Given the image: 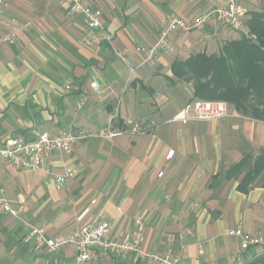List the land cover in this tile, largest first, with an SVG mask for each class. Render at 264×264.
Returning <instances> with one entry per match:
<instances>
[{"label": "crops", "instance_id": "1", "mask_svg": "<svg viewBox=\"0 0 264 264\" xmlns=\"http://www.w3.org/2000/svg\"><path fill=\"white\" fill-rule=\"evenodd\" d=\"M82 1L102 13L92 45L82 42L88 24L70 14L71 2L10 0L4 7L0 142L60 130L96 131L108 123L126 130L127 120L150 132L79 139L69 154H45L37 170H16L0 156V189L13 209L23 200L18 217L0 212V264H74L72 245L47 254L27 233L33 226L49 238L72 234L85 209L86 221L110 224V239L131 233L134 220L142 219L141 249L172 252L178 264H264V171L244 186L246 169L240 167L264 149V120L229 107V115L214 122L171 121L196 100L193 83L174 75V65L196 54L218 55L241 35L211 18L189 33H173V52L144 62L136 51L154 43L170 16L190 21L224 0ZM240 2L246 23L250 13L264 10V0ZM13 30L18 40L4 42ZM67 82L70 91L64 89ZM170 150L174 154L166 160ZM66 167L75 175L59 189L54 176ZM236 227L262 242L241 250L240 240L228 235ZM92 264L152 263L131 252L115 261L100 256Z\"/></svg>", "mask_w": 264, "mask_h": 264}, {"label": "built area", "instance_id": "2", "mask_svg": "<svg viewBox=\"0 0 264 264\" xmlns=\"http://www.w3.org/2000/svg\"><path fill=\"white\" fill-rule=\"evenodd\" d=\"M10 0H0V15ZM71 2L70 14L82 16L88 24L82 42L85 45L94 44L99 37L96 30L101 28V10L92 8L82 0H66ZM246 9L240 0H224L222 7H217L213 12L205 16L195 17L186 21L178 16H170L163 28L158 32L152 45L141 44L136 51L144 55V62L152 61L161 52H173L171 35L176 32L189 33L194 29L201 28L211 18L221 25L228 27L240 35L251 37L245 26ZM4 42H15L18 36L13 30L2 39ZM124 58L123 54H118ZM94 92L99 91L95 81L91 83ZM66 91L71 90L69 82L65 84ZM80 106V105H79ZM229 115L228 104L218 100H193L186 103L172 118V122L186 124L188 122H214ZM125 129L115 131L111 123L103 128L91 131L79 128L76 131L60 130L57 134L48 132L36 134L34 139L27 140L20 136H14L0 142V156L16 170H37L44 163V155L55 151L69 154L74 145L82 138L111 139L122 135L126 131L130 135H139L150 132V127L141 125L133 120H127ZM173 150L167 152L165 158L169 160L173 156ZM75 171L66 167L60 174L54 176L57 188L65 186L67 179L73 177ZM159 176L162 173L158 174ZM23 200L20 199L18 208L13 209L0 189V212L18 217L22 211ZM88 209L81 212L77 221L79 226L74 233L66 236L49 238L42 228L30 226L27 238L34 237L38 247H43L45 253L54 254L60 247L72 245L75 250L74 264H92L100 256H106L111 261L123 258L128 253L137 252L143 258L149 259L152 264H178L179 257L172 252L164 254L144 252L141 246L144 242V222L137 218L134 220V231L117 239H110V224L106 221L90 222L85 220ZM228 235L235 236L240 240V249L247 250L251 246L262 242L261 238L244 232L240 227L230 229Z\"/></svg>", "mask_w": 264, "mask_h": 264}, {"label": "trees", "instance_id": "3", "mask_svg": "<svg viewBox=\"0 0 264 264\" xmlns=\"http://www.w3.org/2000/svg\"><path fill=\"white\" fill-rule=\"evenodd\" d=\"M251 37L241 35L226 43L218 55L196 54L174 65L178 78L193 83V98L220 100L246 117L264 120V10L245 22ZM246 169L244 186L264 171V149L240 166Z\"/></svg>", "mask_w": 264, "mask_h": 264}, {"label": "rangeland", "instance_id": "4", "mask_svg": "<svg viewBox=\"0 0 264 264\" xmlns=\"http://www.w3.org/2000/svg\"><path fill=\"white\" fill-rule=\"evenodd\" d=\"M222 26H223V25H222ZM226 28H228V27H226ZM229 33H230V32H229ZM219 101H220V100H219ZM223 102H225V101H223ZM225 103H226V102H225ZM227 104H228V103H227ZM228 105H229L228 107H231V108L233 107V106H230V104H228ZM231 108H230V109H231Z\"/></svg>", "mask_w": 264, "mask_h": 264}]
</instances>
